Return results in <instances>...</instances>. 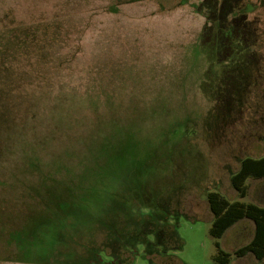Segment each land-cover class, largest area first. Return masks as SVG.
<instances>
[{
    "label": "rangeland",
    "instance_id": "1",
    "mask_svg": "<svg viewBox=\"0 0 264 264\" xmlns=\"http://www.w3.org/2000/svg\"><path fill=\"white\" fill-rule=\"evenodd\" d=\"M263 146L264 0H0V264H216Z\"/></svg>",
    "mask_w": 264,
    "mask_h": 264
},
{
    "label": "trees",
    "instance_id": "2",
    "mask_svg": "<svg viewBox=\"0 0 264 264\" xmlns=\"http://www.w3.org/2000/svg\"><path fill=\"white\" fill-rule=\"evenodd\" d=\"M264 177V146L262 155L258 157L245 156L241 159L239 168L230 176L232 187L243 198L247 195V179ZM206 199L213 215L209 234L215 239L216 252L213 261L216 264H229L233 255L242 256L252 253L256 259L264 258V205L240 199L230 200L219 191H208ZM250 219L254 223L252 238L233 252L221 247L218 240L225 231L241 219ZM260 264V263H259Z\"/></svg>",
    "mask_w": 264,
    "mask_h": 264
}]
</instances>
